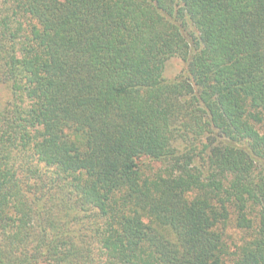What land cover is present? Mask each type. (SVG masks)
I'll use <instances>...</instances> for the list:
<instances>
[{
	"label": "trees",
	"instance_id": "1",
	"mask_svg": "<svg viewBox=\"0 0 264 264\" xmlns=\"http://www.w3.org/2000/svg\"><path fill=\"white\" fill-rule=\"evenodd\" d=\"M0 87V264H264V0H0Z\"/></svg>",
	"mask_w": 264,
	"mask_h": 264
},
{
	"label": "rangeland",
	"instance_id": "2",
	"mask_svg": "<svg viewBox=\"0 0 264 264\" xmlns=\"http://www.w3.org/2000/svg\"><path fill=\"white\" fill-rule=\"evenodd\" d=\"M185 68V62L176 56L170 57L166 60L163 67V76L171 79L180 74ZM8 97V93L5 88L0 87V100ZM160 164L158 162L149 160L148 158L142 159L140 162L141 170L146 175H150L154 172L160 171Z\"/></svg>",
	"mask_w": 264,
	"mask_h": 264
}]
</instances>
